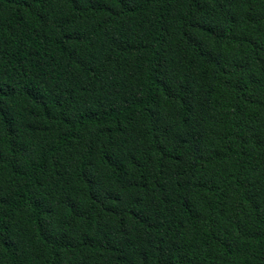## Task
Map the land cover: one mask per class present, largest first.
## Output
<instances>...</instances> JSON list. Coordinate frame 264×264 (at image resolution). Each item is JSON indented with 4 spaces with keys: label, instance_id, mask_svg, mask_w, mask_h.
I'll use <instances>...</instances> for the list:
<instances>
[{
    "label": "trees",
    "instance_id": "16d2710c",
    "mask_svg": "<svg viewBox=\"0 0 264 264\" xmlns=\"http://www.w3.org/2000/svg\"><path fill=\"white\" fill-rule=\"evenodd\" d=\"M0 264H264V0H0Z\"/></svg>",
    "mask_w": 264,
    "mask_h": 264
}]
</instances>
